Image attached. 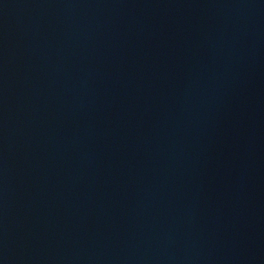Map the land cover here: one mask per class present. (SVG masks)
Wrapping results in <instances>:
<instances>
[{"label": "water", "instance_id": "1", "mask_svg": "<svg viewBox=\"0 0 264 264\" xmlns=\"http://www.w3.org/2000/svg\"><path fill=\"white\" fill-rule=\"evenodd\" d=\"M0 264H264V0H0Z\"/></svg>", "mask_w": 264, "mask_h": 264}]
</instances>
